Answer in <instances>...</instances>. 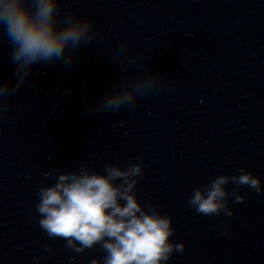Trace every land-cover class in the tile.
<instances>
[{
	"label": "clouds",
	"instance_id": "1",
	"mask_svg": "<svg viewBox=\"0 0 264 264\" xmlns=\"http://www.w3.org/2000/svg\"><path fill=\"white\" fill-rule=\"evenodd\" d=\"M60 2L0 0V43L6 39L11 45L15 65V83L0 82V116L34 66L57 62L67 68L77 50L95 39L93 18L76 10L62 15ZM141 55H130L124 40L109 61L127 68L138 63ZM172 83L165 75L141 67L134 78L127 73L118 77L86 107L89 113L97 114L134 109L139 100ZM144 174L141 156L126 167L106 164L104 174L86 162L73 171L56 174L55 183L41 185L37 192L35 209L40 229L50 239L66 241L64 246L77 254L98 245L104 256L102 260L92 258L90 264H167L174 253H183L186 246L171 240L175 233L171 216L161 214L150 201L145 202L146 207L138 200L137 186ZM50 175L45 173L46 177ZM230 183L235 186L231 191L226 187ZM241 187L258 195L264 192L261 180L241 167L237 174H220L195 187L188 204L198 215L231 217L234 211L230 203L246 200V195L239 193ZM46 251L51 253L53 249L48 246Z\"/></svg>",
	"mask_w": 264,
	"mask_h": 264
}]
</instances>
